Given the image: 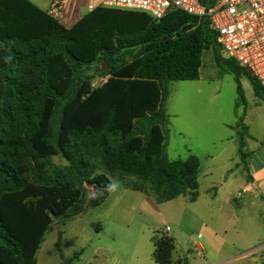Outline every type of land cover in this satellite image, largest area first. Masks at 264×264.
<instances>
[{"label": "trees", "instance_id": "1", "mask_svg": "<svg viewBox=\"0 0 264 264\" xmlns=\"http://www.w3.org/2000/svg\"><path fill=\"white\" fill-rule=\"evenodd\" d=\"M210 49L241 101L243 76L264 100L249 72L223 58L207 18L101 8L68 29L30 0H0V264H37L54 220L100 206L112 179L159 204L197 201L200 161L169 159L166 105L172 82L199 80ZM102 62L109 78L93 88ZM152 243L156 264H186L173 261V237L155 233Z\"/></svg>", "mask_w": 264, "mask_h": 264}, {"label": "rangeland", "instance_id": "2", "mask_svg": "<svg viewBox=\"0 0 264 264\" xmlns=\"http://www.w3.org/2000/svg\"><path fill=\"white\" fill-rule=\"evenodd\" d=\"M50 2L37 3L45 11ZM85 11L82 7L81 12ZM225 66L216 63L210 49L203 55L199 80L172 82L169 87L167 154L171 161L188 160L190 156L199 159L198 200L193 203L182 196L159 204L112 179L114 190L100 206L72 220H54L45 236L39 264H61L62 255L73 259V264H155V233L175 239L174 260L183 255L198 256L196 240L203 247L222 240L235 241L245 247L244 251L264 243V202L253 201L249 195L238 206L226 201L238 187L233 185L235 179L245 178L248 162L239 154L240 125L244 124L247 103L240 100L235 75ZM106 68L105 62L100 63L94 68L98 70L96 76ZM241 82L250 108L254 103L252 86L245 76ZM252 128L260 133L262 122L252 120ZM54 162L65 164L59 157ZM94 193L90 188L88 198ZM110 248L116 258L108 255ZM204 250L201 259L210 254Z\"/></svg>", "mask_w": 264, "mask_h": 264}, {"label": "built area", "instance_id": "3", "mask_svg": "<svg viewBox=\"0 0 264 264\" xmlns=\"http://www.w3.org/2000/svg\"><path fill=\"white\" fill-rule=\"evenodd\" d=\"M204 0H90L88 12L113 9L141 12L154 20H161L175 11L199 19L207 18L217 34V44L228 59L234 60L264 88V0H218L208 6ZM71 0H52L48 16L61 23L65 21ZM109 76H97L92 87L103 85ZM100 85V86H101ZM202 238L199 234L197 239ZM199 257L204 247L194 242Z\"/></svg>", "mask_w": 264, "mask_h": 264}, {"label": "crops", "instance_id": "4", "mask_svg": "<svg viewBox=\"0 0 264 264\" xmlns=\"http://www.w3.org/2000/svg\"><path fill=\"white\" fill-rule=\"evenodd\" d=\"M30 1L40 7V5L37 3L38 0ZM89 2L90 0H71L70 9L67 12L65 21L62 23L63 26L69 29L74 26L77 22H79L85 15H87L89 13L87 9V5L89 4ZM82 7L86 8V11L84 13L81 12ZM241 83L243 89L245 90L244 83ZM249 83L251 84L250 81ZM253 95L254 103L253 105H251L250 108L248 100L246 102V98L243 102L247 103V108L244 112L245 115L243 122L244 125L248 128L247 135H245L244 140V157H242L240 153L239 146V154L241 158L248 162L245 168L246 175L243 180L235 179L233 185L238 184V187L235 188V191L229 193V196L226 200L227 203H234L237 206L240 205V201H242L245 195H249L253 201L260 200L264 202V100L255 94L254 89ZM252 120L262 122V130L260 133H255L253 131ZM217 192L218 190H216L215 194H217ZM235 192H237V195L235 194ZM43 245L44 243L42 244L36 256L37 264H39V255L43 250ZM204 247L208 253L210 252L208 257H206L205 259H201L203 257L198 256L193 257L191 255H183L176 260L173 259V261L176 262L181 259L184 260L186 264H264V243L259 247L250 249L248 251H244L245 247L240 246L237 242L228 240L214 242L212 245L208 244ZM107 252L108 255L112 256L113 258H116L113 249L110 248L107 250Z\"/></svg>", "mask_w": 264, "mask_h": 264}]
</instances>
